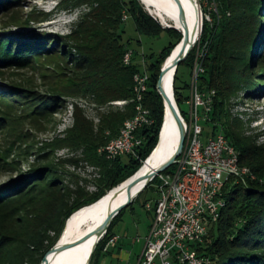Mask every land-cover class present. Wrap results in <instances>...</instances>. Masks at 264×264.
Instances as JSON below:
<instances>
[{
  "label": "trees",
  "instance_id": "16d2710c",
  "mask_svg": "<svg viewBox=\"0 0 264 264\" xmlns=\"http://www.w3.org/2000/svg\"><path fill=\"white\" fill-rule=\"evenodd\" d=\"M18 1L0 0V8L6 11L18 6ZM209 2L216 9L211 13V21H204L198 43V48L205 50L204 73L199 76L198 84L203 93H216L210 122L204 124L205 136L222 134L239 154L240 167L249 169L256 180L247 178L245 183L232 180L226 186V205L220 219L210 229L204 244L198 245L197 252L208 258L210 264H264V146H258L244 135L243 123L227 108L235 87H253L249 85L253 82L252 73L248 72L249 46L254 32L257 33L255 41L258 43L261 39L264 44V24L260 25L264 0ZM62 4L88 7L68 36L34 33L0 39V68L23 69L35 60L38 65L48 62L42 75L51 84L43 96L14 88L0 97L2 103L10 104L9 109L29 108L35 115L42 111L51 113L54 107H48L49 102L64 97H88L100 107L110 106L113 102L130 101L134 97V76L146 70L149 90L143 105L150 112L153 124L137 132L143 144L135 155L108 161L98 150L118 137L123 124L136 115V105L127 104L123 110L102 115L97 130L77 110L68 138L54 146L83 150L91 164L99 169L96 191L88 192L78 186L75 190L64 187L52 167L35 169L2 187L0 264H40L45 253L61 237L66 221L135 176L159 142L164 106L157 82L164 62L181 42L182 35L176 30L162 29L139 0H63ZM128 22L133 23L141 37L155 40L163 32L169 36V43L156 57L153 54L144 56L148 66L143 67L145 60L138 52L141 40L132 43L124 39ZM23 24L26 26L28 22ZM196 48L178 67L174 79L175 100L183 117L186 114L181 109L188 99L183 92L189 89L186 86L189 84L182 82L181 69L187 68L192 74ZM128 50L134 55L131 65L125 66L123 60ZM14 99L18 100L15 105ZM5 122L6 117H1L0 128H7ZM9 164L0 157V169ZM157 182L158 178L154 179L112 222L97 245L91 264L99 263L107 244L115 237L114 229L124 212L133 210L144 194L145 201L141 205L144 208L149 195H157ZM148 214L152 221L153 211Z\"/></svg>",
  "mask_w": 264,
  "mask_h": 264
},
{
  "label": "rangeland",
  "instance_id": "374dc122",
  "mask_svg": "<svg viewBox=\"0 0 264 264\" xmlns=\"http://www.w3.org/2000/svg\"><path fill=\"white\" fill-rule=\"evenodd\" d=\"M62 1L19 0L18 6L6 11L1 7L0 39L12 35L28 36L34 33L68 36L82 15L88 11V7L82 5L71 7V4L64 6ZM140 3L142 4L141 1ZM197 3L202 12L203 24L205 20L210 22L211 13L216 9L214 4L209 0H197ZM142 6L162 29H166L143 4ZM14 20H18V22ZM24 22H28V25L24 26ZM262 24H264V12L260 15V25ZM256 34L254 32L251 37L250 60L248 62V72L252 73L253 78V82L249 85H253V87L251 89H246L243 86V88L238 87L237 89L235 87V93L227 108L235 119L243 123L244 135L251 138L258 146H264V76L262 75L264 73V44L259 38L258 43L255 41ZM124 39L130 40L132 43H136L138 39L141 40L142 46L138 48V52L140 56H143L146 66H148V62L144 56L153 54L156 57L170 41L167 32L161 33L160 37L155 40L141 37L134 30L132 22L126 24ZM196 47L198 48L199 45L197 44ZM39 60L42 61V58ZM48 66V62L38 65L35 60L32 65L23 69L0 68V97L17 87L30 93L45 95L51 84L43 78L42 74ZM181 79L182 82L190 85L191 73L189 69H181ZM183 93L188 95L189 89H185ZM13 103L15 105L18 100L14 99ZM9 105L2 103L0 99V118L4 116L7 119L5 122L7 128L5 126H3L5 129L0 128V157L10 163L0 169V189L10 182L32 173L35 169L52 167L53 172L57 173L54 175L58 176L64 187L75 190L78 186L88 192H95L99 169L91 164L83 150L57 148L54 145L60 144L68 138L69 131L75 124L77 110L81 111L85 119L92 123L97 130L102 115L111 111L123 110V107L114 105L100 107L94 104L91 98L80 96L64 97L59 101L51 100L48 106L54 107L51 113L42 111L36 115L30 113L29 108L9 109ZM181 110L185 114L189 112L186 105ZM183 118H186V115ZM170 170L172 171L173 168ZM156 199L157 195L151 193L146 202L153 205ZM143 201H145V194L138 200L133 210L128 209L124 212L122 220L115 227L116 233L124 238L120 243L123 245V250L131 254L141 252L144 241L138 243L137 239L143 240L144 232L151 224L150 214H148L150 211L141 206ZM118 240L114 242V246L106 248L107 253L116 248ZM114 258L122 260L118 263L116 260V264H130L134 260L131 256L124 259L121 253H115Z\"/></svg>",
  "mask_w": 264,
  "mask_h": 264
},
{
  "label": "built area",
  "instance_id": "2783aa9c",
  "mask_svg": "<svg viewBox=\"0 0 264 264\" xmlns=\"http://www.w3.org/2000/svg\"><path fill=\"white\" fill-rule=\"evenodd\" d=\"M204 51L198 48L195 55L185 102L189 112L186 118L182 116L187 131L185 148L173 170L170 168L157 177L154 207L146 204L147 211H153V219L137 264H210L208 258L198 254L197 247L204 244L216 222L226 186L232 180L246 181V171L234 168L236 149L227 139L222 134L205 136L204 124L210 122L216 93H203L198 84L199 76L204 73ZM133 55L132 50L126 52L125 66L131 65ZM134 83V97L130 101L111 103L120 107L135 104L136 115L123 124L117 138L98 150L104 151L108 161L135 155L143 144L137 132L153 124L150 112L143 105L149 90L146 70L134 76ZM117 239L112 238L106 248L114 246Z\"/></svg>",
  "mask_w": 264,
  "mask_h": 264
},
{
  "label": "water",
  "instance_id": "95a60500",
  "mask_svg": "<svg viewBox=\"0 0 264 264\" xmlns=\"http://www.w3.org/2000/svg\"><path fill=\"white\" fill-rule=\"evenodd\" d=\"M172 1H174L178 6L179 22L181 23V26L183 28V34H182V40H181L182 47L179 53L176 55V57L171 61L169 65H166V64H167V60H169L170 57L163 64L161 73H160V76L157 82V91L162 99L163 106H164V119H163L161 131L159 134L158 145L156 146L155 150L152 152L150 157H152L155 151L159 148V146L162 143L163 137L167 135L169 129H173L174 131L173 134L171 133V136H174L173 138L176 140V145L174 149L164 161H162L158 166L153 168V170H151L149 173H147L146 175L142 177H135L136 176L135 175L134 177L126 181L124 185H121L120 187L115 188L114 190L109 192L105 197H103L102 199L108 197V202H109L103 219L100 222H98L84 236V238L81 239L75 245H67V244L63 245L58 241L50 250H48L45 253L40 264H50V261H49L50 256L54 255L55 257H57L61 253L71 248H78L80 246H84L89 241L93 240L90 250L87 253L86 258L82 263V264H91L93 253L97 245L99 244V242L107 234L108 229L110 228L112 222L119 216V214L123 210L127 209L130 205H132L135 199L139 197V195L148 187V185L151 182L154 181V179H156L159 175L163 174L164 172L172 168L177 162V160L182 156L184 148H185L187 131H186V125L182 118L181 112L175 100L174 79H175V75H176L178 67L184 61L187 60L191 51L195 48V46L200 41L201 34L203 31V19H202V12L200 10V7L196 3V9L200 13L201 22H202L201 29H200V37L199 39H197L198 25L191 28L190 25L188 24L187 9L185 5L181 2V0H172ZM165 28L174 29L172 27H165ZM171 72H173V74H172L171 80L169 81L168 76ZM124 193L126 194L125 198L120 203H117L120 196ZM100 201H98L97 203L89 207L95 206ZM89 207H86V208H89ZM83 209L79 210V212L82 211ZM73 215L66 221L64 230L61 235H63V233L66 231Z\"/></svg>",
  "mask_w": 264,
  "mask_h": 264
},
{
  "label": "bare ground",
  "instance_id": "6f19581e",
  "mask_svg": "<svg viewBox=\"0 0 264 264\" xmlns=\"http://www.w3.org/2000/svg\"><path fill=\"white\" fill-rule=\"evenodd\" d=\"M143 5L149 10V12L160 22L163 27H172L176 29L181 35L183 34V28L179 22V12L177 4L172 0H140ZM187 9L188 24L191 28L198 25L197 39L200 37L201 29V16L196 9L197 0H181ZM198 4V3H197ZM182 47L180 42L172 51L170 59L167 60L169 65L171 61L176 57ZM173 72L168 76L169 81L171 80ZM173 134V129H169L166 136L163 137L162 143L159 148L155 151L152 157L147 159L143 167L139 170L135 177H142L149 173L153 168L158 166L162 161H164L172 152L176 145V140L171 136ZM228 142V141H227ZM229 143V142H228ZM101 156H104V151H98ZM233 162L234 168L236 171H246V179L256 180L250 170L247 168H241L239 164V154L235 151L233 153ZM134 177V176H133ZM126 183V182H125ZM124 185V183L122 184ZM121 186V185H120ZM119 186V187H120ZM125 193L122 194L117 201L120 203L125 198ZM100 201V200H99ZM97 203V202H96ZM108 197L102 199L98 204L93 207L84 208L78 213H74L72 219L69 222V225L66 231L61 235L59 242L63 245H75L84 236L105 216L107 206H108ZM225 199H222L221 208L217 210L216 213V222L217 223L221 216V211L225 207ZM93 243L89 241L86 245L80 246L78 248H71L59 256L55 257L54 255L50 256V264H82L86 258L87 253L90 250V247Z\"/></svg>",
  "mask_w": 264,
  "mask_h": 264
},
{
  "label": "crops",
  "instance_id": "0c3cea01",
  "mask_svg": "<svg viewBox=\"0 0 264 264\" xmlns=\"http://www.w3.org/2000/svg\"><path fill=\"white\" fill-rule=\"evenodd\" d=\"M150 220H151V218H150ZM150 226H151V224L147 227V230H145L143 240H141V239L138 240L137 239V242L138 243H141L142 241H144V239L146 238V236L149 233ZM114 234H115V237H117L119 239L118 240V243L116 245V248H114L113 250H111L110 253H107V250L105 248L103 254L99 258V263L98 264H116V262L117 263L120 262V261L122 262V260L115 259L114 258V254L115 253L116 254L121 253L122 254V257L124 259L128 258V256H131V258H133L134 260H132V262L130 264H137L138 263V260H139V258L141 256V254H142L144 245H143L142 250H141V252L139 254H131L130 252H126V251L123 250V248H122L123 245L120 244V243H121V240L124 239V238L120 234L116 233L115 229H114Z\"/></svg>",
  "mask_w": 264,
  "mask_h": 264
}]
</instances>
